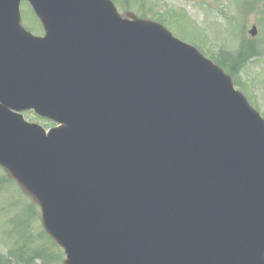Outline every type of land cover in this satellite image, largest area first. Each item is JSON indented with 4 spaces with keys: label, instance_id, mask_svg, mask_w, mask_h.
Returning <instances> with one entry per match:
<instances>
[{
    "label": "water",
    "instance_id": "95a60500",
    "mask_svg": "<svg viewBox=\"0 0 264 264\" xmlns=\"http://www.w3.org/2000/svg\"><path fill=\"white\" fill-rule=\"evenodd\" d=\"M20 1L0 0V166L64 264H264V119L230 77L107 0H28L44 37Z\"/></svg>",
    "mask_w": 264,
    "mask_h": 264
},
{
    "label": "rangeland",
    "instance_id": "374dc122",
    "mask_svg": "<svg viewBox=\"0 0 264 264\" xmlns=\"http://www.w3.org/2000/svg\"><path fill=\"white\" fill-rule=\"evenodd\" d=\"M113 1L122 15L143 13L149 19L162 21L173 35L196 47L206 57L234 51L240 39H246L256 49L249 55L247 64L243 62L248 55L239 56L240 61L233 64L232 73L238 89L264 115V0ZM29 12V5L21 4L22 23L34 35H41L40 25ZM252 25L257 28L254 37L248 34ZM255 54L260 56L253 57ZM24 117L45 128L51 125L33 113H24ZM42 230L37 206L0 168V264H17L19 257L22 261L18 264H61L62 249Z\"/></svg>",
    "mask_w": 264,
    "mask_h": 264
},
{
    "label": "trees",
    "instance_id": "16d2710c",
    "mask_svg": "<svg viewBox=\"0 0 264 264\" xmlns=\"http://www.w3.org/2000/svg\"><path fill=\"white\" fill-rule=\"evenodd\" d=\"M238 62V60H235L234 58H230V59H224V61L222 62L223 64V66L224 67H227L226 65L229 63V65L231 66V65H233L234 63H237ZM228 68V67H227Z\"/></svg>",
    "mask_w": 264,
    "mask_h": 264
}]
</instances>
